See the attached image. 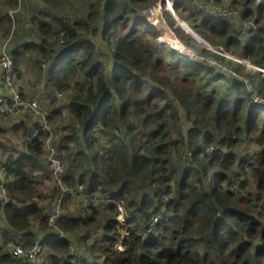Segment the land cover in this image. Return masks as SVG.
I'll use <instances>...</instances> for the list:
<instances>
[{
    "label": "trees",
    "instance_id": "16d2710c",
    "mask_svg": "<svg viewBox=\"0 0 264 264\" xmlns=\"http://www.w3.org/2000/svg\"><path fill=\"white\" fill-rule=\"evenodd\" d=\"M158 1L164 6L163 0H95L71 29L59 23L47 29L37 20L35 40L9 46L15 83L16 74L37 67L58 93L74 88L66 114L55 96L47 120L65 182L81 184L87 196L98 190L122 199L130 218L121 238L113 202L78 203L57 185L45 191L53 179L49 134L38 117L20 111V124L0 130L8 131L7 142L16 134L22 146L9 153L0 143L7 198L0 200V264H28L12 248L37 241L40 264H264V102H252L253 90L264 97V77L197 46L186 33L187 41L178 38L194 57L164 50L153 40L156 28L142 23L141 11ZM171 1L211 46L264 67V0L224 2L237 10L230 20L203 15L195 1L204 0ZM61 33L64 43L56 38ZM208 55L248 75L251 89ZM17 87L23 98L35 97ZM56 204L59 214L49 224ZM71 243L80 244L83 258L70 254Z\"/></svg>",
    "mask_w": 264,
    "mask_h": 264
},
{
    "label": "built area",
    "instance_id": "2783aa9c",
    "mask_svg": "<svg viewBox=\"0 0 264 264\" xmlns=\"http://www.w3.org/2000/svg\"><path fill=\"white\" fill-rule=\"evenodd\" d=\"M165 3V9L172 12V1L171 0H163ZM216 0H204V1H195V6L198 11H201L203 15L208 17H226L230 16V14H235V16H238L237 10L231 6L230 4H222L218 5L215 3ZM258 3L259 0H256ZM158 4V5H156ZM156 4L151 5L149 8L157 6L159 7L160 2H156ZM147 18V17H146ZM148 21H150L147 18ZM163 21V20H162ZM164 22V21H163ZM150 23H152L150 21ZM172 33V32H171ZM62 35V36H61ZM56 38L60 39L63 43L68 40L67 34L61 33ZM173 35V33H172ZM176 39V44H172V42L166 43L165 40H160V34H159V43L168 44L172 49L177 50L179 53L187 54L189 56H195L194 52L184 46V43L175 35H173ZM182 47V48H181ZM208 48L207 46H205ZM223 50L222 48H220ZM225 52V51H224ZM225 55L227 57L232 58V56L228 55L225 52ZM106 58H103V62L107 64L108 62L105 60ZM215 59V58H214ZM208 61V60H207ZM210 64H216L215 60L208 61ZM244 64H249L247 60H243ZM255 66V65H254ZM254 69H258L261 71L262 75L264 76V67H257L255 66ZM226 71L230 72L232 75H234V72H232L230 69H225ZM13 61L10 57L9 53L5 49H0V87L4 89V91H0V116L4 115H14L18 114L20 111H28L33 116L38 117L42 121L41 130L44 132H47L49 134L48 138L45 140V147L48 151V162H49V168L52 171L53 174V181L54 185H57L60 190L63 193L71 192L72 199L77 201L78 203L85 204V205H94L99 202H113L116 206V219H117V227L119 228L121 237L126 234V230L128 227L127 221L130 218L129 213L126 210L125 203L122 199L117 197H108V196H102L98 190L93 191L90 195H84L81 193L83 191V186L81 184H77L75 187H70L64 180V169L62 164L60 163L59 159L55 158L53 155L54 148L50 144V138H51V131L47 126V120L52 116V112L50 109H47L43 101L38 98H23L19 92L17 91V88L13 85ZM248 79L244 78V82L247 85V89L250 90L252 85L250 83H247ZM6 89H5V88ZM253 89V88H252ZM257 93L255 90L252 92V102H254L257 97ZM100 128V123H97L93 126V130H98ZM208 151H211L208 149ZM0 196L4 199V202L7 200V198L4 195L3 187L0 184ZM3 202V203H4ZM59 213V207L58 204L54 205L52 210L50 211V219L52 221H55ZM157 221V217H153L151 220V223H155ZM121 245V241H117V247ZM42 248V244H34L30 246H25L24 244H17L12 250V254L14 257H24L28 259V264H32L37 256L39 255V252Z\"/></svg>",
    "mask_w": 264,
    "mask_h": 264
},
{
    "label": "crops",
    "instance_id": "0c3cea01",
    "mask_svg": "<svg viewBox=\"0 0 264 264\" xmlns=\"http://www.w3.org/2000/svg\"><path fill=\"white\" fill-rule=\"evenodd\" d=\"M58 1H57V3H59L60 5L57 6V8H54V5L52 6V2L54 4H56V0H53L50 3L45 2L43 0H15L12 4L8 0H0V32H6V30L8 31L7 33H5L3 35V37H5V39L1 38L0 49L3 48L7 52H9V46H11L12 44H13V46H16V45L23 44L24 42H26V40L27 41L35 40V38L37 37L36 34H39V32L36 30V26H35V23L37 22V20H41L42 22H44L47 25V29H48V24H50V26H53V25L58 24V23L60 24V26H67L70 28V26L74 20L75 21H81V19H84L86 17V12L88 11L89 7H87L84 12L80 13V12L74 11L71 7L65 6L64 2L67 0H58ZM223 2H227V1L224 0ZM145 8H147V7H145ZM14 12L16 13V21H17L16 22L17 25H15V26H13L14 20L12 22H11V20H9L10 16L13 19L12 16H13ZM144 12L142 13V11H141V13L145 19V13ZM7 17L9 19H7ZM144 21L146 22V19L143 20L142 23ZM1 22L4 26L1 24ZM152 22L158 23L159 21L154 20ZM25 25H27V26H25ZM160 27H161V32L165 37V40L167 39L170 42V40H171L170 33L171 32H169L167 30V27L164 25V22H162V21L160 22ZM126 31H128V27L126 28ZM165 31H168V33H167L168 35L166 34ZM51 36H48L46 38L49 39V38H51ZM172 37H174V36H172ZM21 38L23 39V41L20 40ZM154 42H155V40H154ZM157 43H159V42H157ZM95 47L98 49L97 43L95 44ZM103 53L105 54V52H103ZM51 62H52V60H51ZM34 71H38L36 69V67H35ZM38 72L41 75L37 79L34 77H33V79H35V81L37 80L39 82V84H41V83L43 84L44 87H42V88L45 89V93L43 95H37V96L33 97V96H31L32 90H28L26 88V85L23 83V81L19 80L20 85L23 87L22 91L27 93L28 97L31 96V98H38V99L42 100L44 106L47 109H50L51 112H52L53 108L51 106L50 100L52 98H54L55 96L59 97L55 100V102L59 106L60 105L62 106L61 108H62L63 112L66 114L68 106L70 104L69 95H71V93H69V94L66 92L58 93L53 88H51L49 81L46 82L45 69L43 72H41V71H38ZM26 73L29 74V73H31V71H26ZM1 90L2 89L0 88V91ZM70 106H71V104H70ZM23 113L24 112H22L21 116H19V114L18 115L14 114V115H6V116L0 117V118L19 116L17 118H14L12 120V122L14 124H20L22 119H23ZM21 150L22 149H20L19 151H21ZM48 169H49V167H48ZM46 182L47 181H45V183L43 185V189L45 191H48L49 188H48V186L46 187ZM53 185H54V182L52 179V186ZM50 187H51V185H50ZM61 235L62 234H60L59 236H61ZM18 236L21 238V235H18ZM19 237H17V238H19ZM14 247L15 246H13V248ZM13 248H12V250H13ZM69 249L71 250L70 254L71 255L73 254V256H75L77 259L84 257V254H82V248H81L80 244L71 243ZM40 262H41V260H40Z\"/></svg>",
    "mask_w": 264,
    "mask_h": 264
},
{
    "label": "rangeland",
    "instance_id": "374dc122",
    "mask_svg": "<svg viewBox=\"0 0 264 264\" xmlns=\"http://www.w3.org/2000/svg\"><path fill=\"white\" fill-rule=\"evenodd\" d=\"M57 1L58 0H56V4H54V6H59L60 4L59 3H57ZM226 1H229V0H226ZM59 2V1H58ZM68 3V4H67ZM215 3L216 4H218V5H222V4H225L222 0H216L215 1ZM156 4V3H155ZM64 5L65 6H68V7H71L74 11H76V12H84L85 10H86V8L87 7H89V6H91V5H95V0H67V1H65L64 2ZM154 5V4H153ZM156 5H158V4H156ZM150 6H148L147 8H145L144 10H142V13L145 11V10H147L148 8H149ZM159 15H156L155 17L157 18L156 20H159V22L158 23H150V21H148L147 20V18L148 19H150L149 17V14H148V11H146L145 12V16L147 17H145V19H146V22H148V23H150L152 26H154L155 28H156V30L157 31H159L158 32V34H157V37L156 38H153V40H155V41H157V42H159V33H160V30H161V27H160V22L163 20V21H165L164 22V25L167 27V30L169 31V32H172L173 33V35H175L176 37H180L178 34H180L181 35V37L185 40V41H187L186 40V38H187V36L185 35V33L186 34H188V35H190L192 38L190 39V41H193L194 42V44H196L197 46H203V47H205V46H208V48L211 50V51H213V52H215V53H217V54H220V55H222V56H224V57H227L226 55H225V52L228 54V55H230V56H232V60H235V61H238L240 64H242L243 66H244V69H245V71H247V72H250V71H252V70H256V69H254L255 68V66L248 60V59H239V58H237L235 55H232L231 53H229V52H227V51H225L224 52V50H221L220 48H218V47H214V46H211L208 42L209 41H205L204 40V37L202 38L200 35H199V33L196 31V30H194L192 27H191V25L189 24V22H188V20L187 19H185V18H182L181 16H179L178 14H177V12L174 10V8H173V10H174V14L171 12V11H169V10H167V9H165V6H161V4L159 5ZM164 12H166V14L164 13ZM163 14H165V16L163 15ZM10 16V15H9ZM13 19L11 18V16H10V19L9 20H11V22L14 20V24H13V26H15V25H17L16 24V13L14 12L13 13ZM177 17H179L182 21H184L183 23H185V25H186V27H184L183 25H181V22L179 21V20H177ZM224 19H227V20H230L232 17H223ZM222 18V19H223ZM237 24V22H236V20H234L233 22H232V25L234 26V27H236V29H238L239 27L236 25ZM3 25V24H2ZM4 26V25H3ZM189 27L192 29V30H194L200 37H197L196 36V34H194L190 29H189ZM170 28V29H169ZM187 29H189V31L192 33V35H191V33L187 30ZM168 31H165L166 32V34L168 33ZM245 32V31H244ZM172 33H170V35H171V37L173 36L172 35ZM5 34V32H0V41H1V38H4L5 39V37H3V35ZM161 34V33H160ZM238 34V33H237ZM168 35V34H167ZM240 36V35H239ZM180 37V38H181ZM241 37V36H240ZM21 41H23V39L21 38L20 39ZM160 40H163V38H162V34H161V37H160ZM173 40H174V38H173ZM197 40L200 42V43H198L197 42ZM207 40V39H206ZM164 41V40H163ZM171 41V40H170ZM166 43H168V40L166 39V41H165ZM174 42H175V40H174ZM1 43V42H0ZM176 43V42H175ZM159 44H163V43H159ZM207 44V45H206ZM185 47H186V45H184ZM163 49L164 50H166L167 52H169V50H172V48L168 45V44H163ZM186 48H188V47H186ZM188 49H190V48H188ZM191 50V49H190ZM177 51V50H176ZM178 52V51H177ZM27 55H28V53L27 52H25V56L27 57ZM79 56H81L82 57V54L81 53H79ZM204 59H206V60H208V61H211L212 59L213 60H215L216 61V64H212V65H216V66H218L221 70H225V69H230L232 72H234V75L233 76H235V78L236 79H242V80H244V78L245 79H248V80H245V81H247V83H250L251 85H252V82H251V80H250V78H249V76L248 75H243L241 72L240 73H237L236 71H235V69H233L232 67H229V66H227V64L226 63H223V62H220V61H218V60H216V59H214L212 56H210V55H208V56H205L204 57ZM28 60V59H27ZM96 60H98V57H96ZM107 62H108V60L107 59H105ZM243 60H247L248 61V63L249 64H244V63H242L243 62ZM102 62H103V59H102ZM104 63V62H103ZM231 65H233V63H230ZM29 65L30 66H32L33 65V63L32 64H30L29 63ZM106 66L108 65V63L107 64H105ZM36 66V65H35ZM234 66V65H233ZM46 66L44 65L42 68L44 69ZM37 68V67H36ZM37 70H38V68H37ZM41 74L38 72V71H31V73H26V72H24V71H22V72H19V77L17 78V74H16V79H18V83H17V81H16V83L14 82V79H15V73L13 74V85H14V87H16L17 89H18V87H17V85L19 86V80H22L23 81V83L26 85V88L28 89V90H32V95H34V96H37V95H43L44 93H45V89H43L42 87H44L43 86V84L41 83V84H39V82L36 80L35 81V79H33V77L34 78H38L39 76H40ZM44 79V78H43ZM2 90L1 91H4V89L2 88V87H0ZM5 88V87H4ZM20 88V87H19ZM6 89V88H5ZM22 89V88H21ZM23 90V89H22ZM66 93H71V94H73V92H74V88H69L67 91H65ZM24 94L25 95H27V93H25L24 92ZM256 99L257 100H255L254 101V103H258V102H264V97L263 96H259V95H257V97H256ZM20 116V115H19ZM19 116H12V117H7V118H0V130L4 127V126H12V124H13V122H12V120L14 119V118H17V117H19ZM57 123L58 124H61V123H63V121H57ZM78 124H80V123H77V122H75V126H77ZM47 126H48V128L49 129H51V141H52V137H53V135H54V133H53V129H52V127H51V125H50V123L49 122H47ZM7 133H8V131H5V132H0V143L5 147V149L7 150V152H9V153H17L20 149H22V146H21V139H20V137H18L16 134L9 140V142H7V140H6V138H5V136L7 135ZM4 144H3V143ZM209 150H210V148H208ZM207 149V150H208ZM211 152V151H210ZM3 158V156L0 154V160ZM50 185L52 186V180H48L47 182H46V187L48 186V188H50ZM0 200L2 201V203L4 202V199L0 196ZM2 203H1V205H2ZM59 214V213H58ZM1 225H5L4 223H0V226ZM36 243H38L39 245L41 244V242H34L32 245H34V244H36ZM117 248H122V245H120L119 247H117ZM40 255V254H39ZM38 255V256H39ZM40 258L41 257H38V258H36V260L32 263V264H40L39 262H40Z\"/></svg>",
    "mask_w": 264,
    "mask_h": 264
},
{
    "label": "bare ground",
    "instance_id": "6f19581e",
    "mask_svg": "<svg viewBox=\"0 0 264 264\" xmlns=\"http://www.w3.org/2000/svg\"><path fill=\"white\" fill-rule=\"evenodd\" d=\"M146 11H148V14H149V20L152 22V21H159V20H156L157 18L155 17L156 15H159V8L157 7V6H154V7H151V8H148ZM163 22V21H162ZM165 22V21H164ZM153 23V22H152ZM182 23V22H181ZM170 29V28H169ZM174 38V37H173ZM174 40H176L175 38H174ZM176 42V41H175ZM182 48V47H181ZM4 116H6V115H4ZM3 117V116H2ZM48 222H49V224L50 223H52V222H54V221H52L51 219H50V215H48ZM42 244V243H41ZM41 250H42V248H41ZM41 250H40V252H41ZM40 252H39V254H40Z\"/></svg>",
    "mask_w": 264,
    "mask_h": 264
},
{
    "label": "water",
    "instance_id": "95a60500",
    "mask_svg": "<svg viewBox=\"0 0 264 264\" xmlns=\"http://www.w3.org/2000/svg\"><path fill=\"white\" fill-rule=\"evenodd\" d=\"M145 12H146V10H145ZM144 12V13H145ZM172 13L174 14V10L172 9ZM177 20H179L180 22H184V21H182L179 17H177ZM189 29L194 33V34H196V36L197 37H200L194 30H192L190 27H189ZM189 29H187L188 31H189ZM190 32V31H189ZM191 33V32H190ZM191 35H192V33H191ZM201 38V37H200ZM205 40V39H204ZM206 41V40H205ZM197 42L198 43H200L198 40H197ZM207 42V41H206ZM207 45V44H206ZM208 47V46H207Z\"/></svg>",
    "mask_w": 264,
    "mask_h": 264
},
{
    "label": "clouds",
    "instance_id": "9594fccd",
    "mask_svg": "<svg viewBox=\"0 0 264 264\" xmlns=\"http://www.w3.org/2000/svg\"><path fill=\"white\" fill-rule=\"evenodd\" d=\"M164 6H165V3H164ZM173 9V8H172ZM146 17V16H145ZM50 140H51V138H50ZM51 142V141H50ZM48 167H49V162H48ZM50 169V168H49ZM50 172L52 173V171L50 170ZM54 182V181H53ZM122 238V237H121ZM121 241V240H120ZM116 246H117V241H116V244H115ZM121 245H122V241H121ZM120 249V248H119Z\"/></svg>",
    "mask_w": 264,
    "mask_h": 264
}]
</instances>
